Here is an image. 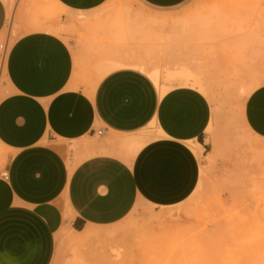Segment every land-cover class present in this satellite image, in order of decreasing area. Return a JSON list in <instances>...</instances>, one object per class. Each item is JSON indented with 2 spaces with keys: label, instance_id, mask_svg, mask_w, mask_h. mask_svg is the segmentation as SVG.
Returning a JSON list of instances; mask_svg holds the SVG:
<instances>
[{
  "label": "rangeland",
  "instance_id": "obj_1",
  "mask_svg": "<svg viewBox=\"0 0 264 264\" xmlns=\"http://www.w3.org/2000/svg\"><path fill=\"white\" fill-rule=\"evenodd\" d=\"M14 2L0 35L7 54L24 34L57 36L72 49L73 85L86 95L107 74L106 62L156 70L161 84L166 72L184 65L209 89L211 120L192 194L173 205L141 201L111 226L81 232L64 226L52 264H264V124L251 125L244 111L250 94L264 100V0H189L167 11L108 0L81 24L69 22L72 13L52 0ZM117 21L122 26L112 24ZM131 30L149 31L151 39L140 41L136 33L131 40ZM85 139L66 144L70 161L80 162L89 145L104 144L98 135ZM6 159L0 147V171ZM88 228L96 235L80 237Z\"/></svg>",
  "mask_w": 264,
  "mask_h": 264
},
{
  "label": "crops",
  "instance_id": "obj_2",
  "mask_svg": "<svg viewBox=\"0 0 264 264\" xmlns=\"http://www.w3.org/2000/svg\"><path fill=\"white\" fill-rule=\"evenodd\" d=\"M54 1L63 10L90 13L108 0ZM139 1L167 11L189 0ZM13 2L0 0V35ZM16 8L17 3L13 14ZM73 75L70 45L47 32L20 36L6 55L0 97V147L7 152L0 171V264H52L55 237L64 226L75 232L111 226L141 201L177 204L198 185L211 120L202 94L176 86L160 97L148 75L123 67L86 95L74 88ZM244 111L251 125L264 124L260 95L250 94ZM94 135L107 150L122 137L148 140L128 160L107 151L76 165L69 161L66 144Z\"/></svg>",
  "mask_w": 264,
  "mask_h": 264
},
{
  "label": "bare ground",
  "instance_id": "obj_3",
  "mask_svg": "<svg viewBox=\"0 0 264 264\" xmlns=\"http://www.w3.org/2000/svg\"><path fill=\"white\" fill-rule=\"evenodd\" d=\"M52 1L55 4H57L54 0H52ZM68 12L72 13L70 20H69V22H71V23L76 22V23L81 24L85 19L88 20L87 18L89 17L88 13L72 12V11H68ZM260 22H262V21L260 20ZM112 24H115L117 26H122V23L120 21L113 22ZM147 24H149V22ZM159 24H160V22H159ZM196 24H198V23H196ZM152 25H153V23H152ZM37 29L38 30L53 31V32L58 33V34L61 33L60 30H55V29H52L49 26H45V25L37 26ZM143 30H140V31L143 32ZM140 31H138L139 34L136 32L137 35H139V36L141 35L140 41L142 40V38L151 39V36L149 35L150 33L149 34L147 33L149 31L146 32L147 34L142 33V32L140 33ZM129 33H132V34L130 35ZM136 33H135V31L133 32V30L128 31V35H130L129 37H131V40H134ZM123 67H129V66H126V65L120 64V63H116V62H106L104 64L103 68L105 69V73L108 74L109 72H111L115 69L123 68ZM140 71L144 72L143 70H140ZM146 75H148V77L155 84V86L157 88V92L159 93L160 97L164 96L168 91L172 90V88L174 89V87H176V86L189 87L191 89L198 91V93L202 94L203 96L208 95L209 89H207V87L204 85L203 81L199 77H197L187 66H184V65L180 68H177L174 71L166 72L165 73V80H164L163 84H161L159 81L160 73L158 71L154 70L150 74H146ZM4 83H6V79H5V76L3 79L2 72H1V74H0V94L3 93V91H4ZM150 126H152L153 128H156L154 121L150 124ZM155 132L160 134V131L158 129H156ZM145 136L146 135H143L140 137H127V138L121 140L120 142H118V144L116 146H114V147L111 146L110 148H108L109 150H107L106 148L99 147V145H94V144L89 145L88 148L85 150V153H84L85 156L84 157L91 156V155L96 154V153L98 154V153L110 151L111 153H115V154L124 156L125 159L128 160V159L132 158L139 151V149L143 146L145 141L148 140V138ZM194 152H196V153L199 152L198 146L194 147ZM70 156H71V154H68V156H67L69 161H70V158H69ZM74 165H76V163H74ZM72 167H74V166H72ZM72 169L73 168H70V171ZM94 235H96V234L93 231H91V228L90 229L88 228L87 230L84 231V233L82 235H80V237L88 238V237H93Z\"/></svg>",
  "mask_w": 264,
  "mask_h": 264
},
{
  "label": "built area",
  "instance_id": "obj_4",
  "mask_svg": "<svg viewBox=\"0 0 264 264\" xmlns=\"http://www.w3.org/2000/svg\"><path fill=\"white\" fill-rule=\"evenodd\" d=\"M6 55H7V42H4L0 44V74L5 64Z\"/></svg>",
  "mask_w": 264,
  "mask_h": 264
}]
</instances>
